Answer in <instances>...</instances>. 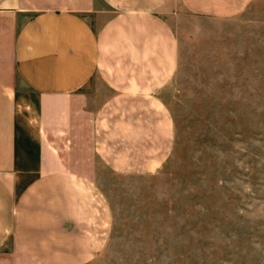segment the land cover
Returning a JSON list of instances; mask_svg holds the SVG:
<instances>
[{
  "label": "crops",
  "instance_id": "0c3cea01",
  "mask_svg": "<svg viewBox=\"0 0 264 264\" xmlns=\"http://www.w3.org/2000/svg\"><path fill=\"white\" fill-rule=\"evenodd\" d=\"M253 1L0 0V264H100L103 173L147 176L172 151L184 29Z\"/></svg>",
  "mask_w": 264,
  "mask_h": 264
},
{
  "label": "rangeland",
  "instance_id": "374dc122",
  "mask_svg": "<svg viewBox=\"0 0 264 264\" xmlns=\"http://www.w3.org/2000/svg\"><path fill=\"white\" fill-rule=\"evenodd\" d=\"M198 22L183 31L170 156L147 176L103 173L113 221L100 264H264V0ZM84 153L74 169L92 177Z\"/></svg>",
  "mask_w": 264,
  "mask_h": 264
}]
</instances>
